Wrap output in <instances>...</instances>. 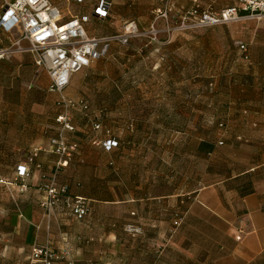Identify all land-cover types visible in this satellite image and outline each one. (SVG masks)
<instances>
[{
	"label": "crops",
	"instance_id": "0c3cea01",
	"mask_svg": "<svg viewBox=\"0 0 264 264\" xmlns=\"http://www.w3.org/2000/svg\"><path fill=\"white\" fill-rule=\"evenodd\" d=\"M51 1L61 10L62 23L90 16L86 29L96 37L116 35L103 23L107 19L109 24L126 20L130 7L129 0H112L111 14L102 20L95 15L101 0ZM172 11L173 4L170 14ZM165 38L167 35L160 36ZM113 43L106 56L81 71L109 59ZM10 44L11 37L0 29V48ZM172 56L171 50L159 54V60L169 61L160 71L171 68ZM38 73L31 53L0 60V177L9 182L0 183V264H34L33 246L46 243L57 250L68 248L76 264H194V246L188 233L199 224L201 230L225 233L219 262L252 264L260 256L264 250V198L260 190L264 148L241 139H264L263 63L256 61L247 79L238 71L222 72L218 89L226 92L227 106L218 115V121L225 120L220 122L224 126L215 133L205 130L203 123H193L196 116L206 117L208 104L197 109L190 103L178 107L170 96L96 99L106 111L102 122L78 109L81 117H75L72 109L75 131L67 137L79 144V150L58 171L59 157L52 152L51 141L60 128L56 117L65 111L64 95L37 96L27 110L15 108L9 96L15 83L25 81L51 92L47 72ZM168 82L174 83L172 78ZM149 116L154 119L153 129ZM180 117L189 123L167 146L164 137ZM91 118L101 123L100 130L93 128ZM95 138L115 139L119 145L106 150L93 143ZM35 151L38 156L30 162ZM21 165L30 172L24 192L13 182ZM56 172L59 184H67L72 195L89 201V213L83 220L64 214L58 219L45 216L40 205L46 196L43 183ZM182 196L185 198H179ZM190 199L198 209L186 208L184 221L176 226L173 216L177 213L171 205L178 200L189 203ZM130 224L139 226L141 232L128 233L126 226ZM172 231L177 233L170 239L164 237Z\"/></svg>",
	"mask_w": 264,
	"mask_h": 264
},
{
	"label": "rangeland",
	"instance_id": "374dc122",
	"mask_svg": "<svg viewBox=\"0 0 264 264\" xmlns=\"http://www.w3.org/2000/svg\"><path fill=\"white\" fill-rule=\"evenodd\" d=\"M129 1L126 20L118 24H109L107 19L103 26L109 27V31L113 32L111 34L119 35L125 32L128 23L135 21L138 27L137 33L129 37L128 43L115 40L111 50L112 56L100 61L98 66H91L75 75L63 95L72 100L86 99L89 104L88 114L95 116V119L100 118L101 122V118L106 117L103 115L106 111L95 103L96 99L106 97L151 99L157 95L170 96L173 101L179 103L176 104L178 107L185 108L190 103L194 109H197L198 105L207 107L208 104V112L203 120L200 116H196L197 110H194V116L198 118L193 123H203L205 130L212 133L223 128L220 122L225 120L218 121V115H221L227 106L224 102L227 94L218 89V81L223 78V71L226 73L238 71L247 79L248 72L256 61L264 64V19L252 18L188 30L178 29L170 34L164 31L167 27L165 19L160 21L156 19L157 9L163 8L164 4L159 5L157 0ZM195 3H199L202 9L215 12L226 7L240 6L239 0H170L173 11L171 14L169 12V16L179 25L180 17L194 7ZM155 30H158L156 35ZM161 35H167V39L161 40ZM238 41H243L247 45L249 59H246L239 49ZM169 50L173 55L172 66L160 71V67H164V62L169 63V61L159 60V54ZM36 68L37 73L45 71L37 66ZM169 78L173 79V84H169ZM14 85L9 96L15 108L27 110L30 100L37 96H62L59 93H51L31 86V81L18 82ZM152 106L153 104H145V107L152 108ZM72 112L75 117H81V112L77 109H73ZM98 113L101 115L97 116ZM153 120V116L148 117L151 129H153ZM187 123L188 120L186 122L181 117L178 118L173 129L164 137V144L172 145L177 139V131L186 127ZM49 129L55 131L54 128ZM149 132L153 137V131ZM241 140H248L255 147L264 148L262 137H251V139L242 137ZM261 176L264 177V170L261 171ZM260 190L264 198V180ZM188 201L189 203L186 201L181 203L178 200L177 204L171 205L178 213V216H173L174 219L182 216L183 222L185 216L182 213L186 208L198 209V206L193 205V200ZM194 227H196L194 231L188 233L191 234L194 246V264H228L218 260L222 253L221 245L225 243V233L201 230L203 226L200 224ZM176 233L166 232L164 237L170 239ZM179 234L185 235V233ZM252 264H264V250Z\"/></svg>",
	"mask_w": 264,
	"mask_h": 264
},
{
	"label": "built area",
	"instance_id": "2783aa9c",
	"mask_svg": "<svg viewBox=\"0 0 264 264\" xmlns=\"http://www.w3.org/2000/svg\"><path fill=\"white\" fill-rule=\"evenodd\" d=\"M159 1L165 6L157 9L156 19H165L167 27L164 31L170 34L178 29L188 30L252 18L264 19V0H239L240 7L247 11L245 14H241V8L237 6L226 7L215 12L202 9L199 3H195L194 7L180 17V23L177 25L169 16L170 0ZM112 6V0H101L95 10L96 17L102 20L107 19L111 14ZM61 21V10L51 0H0V29L11 37V44L0 48V60L9 59L17 53L33 54L36 66L44 69L50 77V91L61 95L70 85L75 73L106 56L113 41L128 43L129 37L136 34L138 30L136 22L132 21L125 26L123 34L96 37L87 32L86 24L90 21L88 15L75 17L66 23ZM157 33L158 30H155V35ZM24 41L29 44L25 45ZM237 45L245 58L249 59L247 45L243 41H238ZM62 99L65 111L56 117L60 128L57 136L51 141V150L59 157L57 171L61 167H66L79 150V144L76 141H70L67 137L68 132L75 131L71 110L78 109L86 114L89 110V104L85 100H72L64 96ZM91 123L95 130L102 128L101 123L92 118ZM220 126L223 127L224 124L220 123ZM93 143L106 150H112L119 145V141L115 139L95 138ZM219 143L224 144L223 141ZM37 156L38 151L33 152L29 161L33 162ZM29 176L27 166L18 167L13 182L19 185L21 192L28 189ZM0 183L8 185L9 182L0 177ZM43 188L46 196L40 205L48 219H58L64 214L83 220L88 215L89 201L85 197L72 195L67 184H59L57 172L43 183ZM182 220V216L176 219V226H179ZM126 231L136 235L141 232V228L130 224L126 226ZM31 261L34 264H76L68 248L57 250L50 243L35 244L32 248Z\"/></svg>",
	"mask_w": 264,
	"mask_h": 264
},
{
	"label": "trees",
	"instance_id": "16d2710c",
	"mask_svg": "<svg viewBox=\"0 0 264 264\" xmlns=\"http://www.w3.org/2000/svg\"><path fill=\"white\" fill-rule=\"evenodd\" d=\"M240 7V6H239ZM241 8V7H240ZM247 13V11H244L242 8H241V14H245ZM249 56V55H248ZM250 58V57H249Z\"/></svg>",
	"mask_w": 264,
	"mask_h": 264
}]
</instances>
